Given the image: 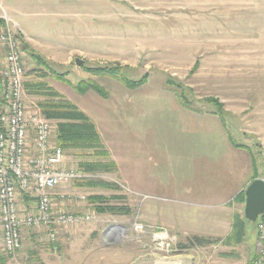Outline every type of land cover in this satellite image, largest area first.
<instances>
[{
	"label": "rangeland",
	"instance_id": "obj_1",
	"mask_svg": "<svg viewBox=\"0 0 264 264\" xmlns=\"http://www.w3.org/2000/svg\"><path fill=\"white\" fill-rule=\"evenodd\" d=\"M0 19L19 35L21 49L27 47L22 49L23 89L25 81L37 79L27 56L32 51L63 77L60 81L44 79L48 88L96 122L104 146L115 159L120 145L140 160L143 155L140 174L144 187H156L154 198H139L131 195L119 170L79 174L88 181L114 184L117 189L78 187L73 182L59 189L86 196L83 203H58L60 208L74 214L93 213L95 218L58 229L53 244L43 231L23 232L20 250L13 257L7 256L6 264H109V250L118 249L109 248L111 240L167 241L170 246L160 252L161 262H165L162 257H175L179 264H250L256 254L255 223H248L245 238L238 245L219 242L186 251L176 248L191 238L192 232L219 240L231 235L233 216L243 217L240 193L220 205L217 200L187 199L188 192L183 200H169L166 187L183 185L182 192H186L193 185V172L200 167L187 159V143L197 148L209 140L208 131L188 134L181 122L212 130L224 137L225 147L228 132L241 149L227 146L225 163L250 181L249 157L244 152L249 148L258 157L259 178L264 179V0H0ZM76 60L82 64L77 65ZM94 67H119L122 77L145 79V83L131 89L115 80L121 77H101L87 71ZM82 82L98 85L105 95L90 89L84 94L75 92L72 87ZM24 100L29 113L39 109L43 98L24 90ZM218 106H222V119L227 124L225 133ZM152 117L166 130H152L151 126L143 130L142 123L151 122L148 119ZM127 118H133L134 128L128 125L121 131L120 124ZM82 161L89 158L65 153L66 167L79 173ZM218 172L216 167L209 169L204 183L217 181ZM158 173L165 177L163 184L154 180ZM92 196L105 198L106 205L125 207L129 214L98 215L87 200ZM154 205L171 213L176 224L191 233L147 227L148 219L144 221L142 212ZM135 225L143 229L136 231ZM119 228L123 230L120 235ZM107 232L112 233L104 237ZM28 250L35 251L38 262Z\"/></svg>",
	"mask_w": 264,
	"mask_h": 264
},
{
	"label": "built area",
	"instance_id": "obj_2",
	"mask_svg": "<svg viewBox=\"0 0 264 264\" xmlns=\"http://www.w3.org/2000/svg\"><path fill=\"white\" fill-rule=\"evenodd\" d=\"M0 235L2 251L13 257L26 231L46 233L53 244L57 230L90 222L93 213L74 214L59 207L83 203L86 196L59 189L81 176L66 167L64 152L53 140L54 127L38 108L27 112L23 52L16 35L0 29ZM256 254L251 264H264V225L256 222ZM141 231V225H135Z\"/></svg>",
	"mask_w": 264,
	"mask_h": 264
},
{
	"label": "trees",
	"instance_id": "obj_3",
	"mask_svg": "<svg viewBox=\"0 0 264 264\" xmlns=\"http://www.w3.org/2000/svg\"><path fill=\"white\" fill-rule=\"evenodd\" d=\"M0 28H4V22L0 20ZM17 39L19 35H16ZM23 51L27 50L26 46H22ZM27 56L30 58L31 62L34 64V70L32 71L37 79L27 80L24 82V90L26 93L43 98L38 103L40 113L42 117L53 123L54 127V137L53 140L56 145L61 148L65 153L72 154L76 157H81L83 155L89 158V161H82L78 164L80 174H96V173H112L116 172L115 164L110 160L109 153L104 147L102 138L97 131L95 123L93 120L77 108L74 104L69 102L67 99L62 97L60 94L53 92L48 88L47 84L44 82V79L47 77H52L57 81L62 80L61 75H57L46 63V61L41 58L39 55L29 51ZM3 58V54L0 53V61ZM88 72L101 76V77H110L120 81L124 86L128 88H136L139 85L145 83V79H140L139 81L128 80L126 77L120 75L121 68L119 67H94L87 69ZM66 83V82H65ZM72 89L75 92L84 94L87 90H93L94 92L104 96V91L101 87L93 83H79V85L73 86ZM0 93H1V79H0ZM180 98L184 99V96L177 95ZM222 106H218L217 112L218 116L221 117ZM223 121V120H222ZM223 126H225L223 122ZM229 144L235 149H241L233 141L232 137L228 134ZM245 148V147H244ZM245 151L248 153L251 162V178L250 182L259 178V163L258 157L249 148H245ZM262 169V176L264 177V158ZM84 178V177H83ZM76 179L73 182V185L78 187L92 186L99 187L103 189H117V186L109 183L101 182H92L88 181V178ZM120 199V198H119ZM239 199L241 202H245L244 192L239 194ZM89 203L93 205V210L98 215L104 214H129V210L125 207H112L104 204L105 198L101 196H92L87 199ZM240 201V200H239ZM264 225V214L259 217L257 220ZM250 224V223H249ZM249 224L244 220L240 215L235 214L232 218V230L231 235L227 236L225 240L219 239H210L207 237H198L192 236L188 238L184 243H178L176 248L180 251L189 250L195 247H206L209 245H215L219 242H222L225 246L231 244H241L245 238L246 231L249 227ZM257 223L252 226L256 227ZM28 255L35 256V251L31 252L28 250ZM7 255L5 253H0V264H6ZM255 258V257H254ZM251 259V262L253 259ZM34 260L38 262L37 256L34 257Z\"/></svg>",
	"mask_w": 264,
	"mask_h": 264
},
{
	"label": "crops",
	"instance_id": "obj_4",
	"mask_svg": "<svg viewBox=\"0 0 264 264\" xmlns=\"http://www.w3.org/2000/svg\"><path fill=\"white\" fill-rule=\"evenodd\" d=\"M4 28H8L7 23H4ZM0 52L2 53L1 50ZM2 59L0 61V64L2 63ZM218 117L220 120L221 130L222 132H224L226 130L225 127L227 126V124L224 122L225 126H223L222 115L221 117L220 116ZM132 119L133 118H127L121 122L120 124L121 131L123 130V128L129 127L128 125H131V128H134L133 125L131 124ZM148 120H150L151 122L142 123L143 130L146 126H151L152 130H156V129L166 130L165 126L161 125L162 128L160 127L158 119L156 120L154 119V117H152L151 119ZM93 122L95 123L97 131L100 134L96 122L94 120ZM180 125L182 126L184 131L188 132V134H193L201 130L208 131L209 140L203 141V144H201V146H198L197 148L192 143H187L190 146L187 159L188 160L190 159V163L193 162V164H195L198 168L199 167L200 168L198 171H196V169L194 168L195 170L193 174H195L194 177L195 182L191 187L188 186V188H186L187 189L186 192H182L183 185H174V186L166 187L167 192H169L170 194V197L167 199L183 200L186 197V195L184 196V194H187L188 192L190 196H188L189 198L187 199L195 200V201L206 200V199L217 200L221 205L224 203L225 200H229L232 198L234 199L236 195H238L241 192H244L245 188L250 183V181L247 180L245 181L242 177H240L238 173L233 170L234 168L229 165V162L226 161L225 163L224 160L225 158L224 152L229 148L239 151L238 149L233 148L229 144L228 132L226 133V139L228 140L227 141L228 149H227V146L225 147L224 144V137L222 138V136L220 135L218 136L216 134L211 133L212 130L210 131V129L208 128L206 129L198 128L196 127L197 124L188 125L181 122ZM138 129H140V127ZM100 136L102 138L101 134ZM138 138L139 136L137 135V142H138ZM102 142H103V138H102ZM104 144L105 143L103 142V145ZM137 148L138 145L137 147L135 146V151L137 150ZM117 150L118 151L116 152H118L119 156L117 155L115 159L110 149H107L110 160L116 166V172L119 170L121 181L127 184V187L131 191L130 192L131 195L139 198H142L141 196L154 198L152 194L156 192L155 190L156 187L155 186L150 187V189L153 188L151 190L145 188L144 187L145 184L143 183L140 174V167L143 165L142 163L145 162L143 155H142V160H140V158L137 157V154L136 156H133V153H131L130 150L126 149V147L123 148L122 145L118 146ZM246 154L248 155L247 152ZM149 157H147V159ZM249 162H250V157H249ZM213 167H216L217 171H219L218 172L219 176L216 174L218 180L215 182H210L209 185L208 184L206 185V183H204L203 176L207 175L208 170L212 169ZM250 168H251V162H250ZM189 169L192 170V168ZM158 175H160V173H158L156 176L158 179H154V180H156L157 183L159 184H163L165 179L164 180L162 179L165 177H161ZM142 217L144 218V221L148 219L146 223L148 224L147 227L153 229V231L164 230L168 232L182 231L184 232V234L186 232L191 233L187 229L179 227L176 224L174 217L172 216L171 213L167 212V210H160L155 205L153 207L149 206L146 212H142ZM150 219L152 220V223L149 224ZM191 234L192 236L205 237V236H201L200 235L201 233L199 232L196 233L192 232ZM112 244H116V245H112ZM113 246L118 247V249L109 250V254L107 256V259H109L110 261L109 264L113 263L112 259L114 260V264H179L180 263V260L175 261V257H166V258L162 257V260H164L165 262H161L160 252L163 251L164 247L170 246L167 241L157 242L153 240L151 241L134 240V241H114L109 243V248H112Z\"/></svg>",
	"mask_w": 264,
	"mask_h": 264
},
{
	"label": "water",
	"instance_id": "obj_5",
	"mask_svg": "<svg viewBox=\"0 0 264 264\" xmlns=\"http://www.w3.org/2000/svg\"><path fill=\"white\" fill-rule=\"evenodd\" d=\"M75 63L77 65L82 64L79 60H76ZM244 196L243 218L247 223L254 224L259 217L264 214V179L258 178L251 181L244 190ZM118 231V235L123 232L122 229ZM111 233L112 232L105 233L104 237L107 235L109 236ZM111 241L114 242V240Z\"/></svg>",
	"mask_w": 264,
	"mask_h": 264
},
{
	"label": "bare ground",
	"instance_id": "obj_6",
	"mask_svg": "<svg viewBox=\"0 0 264 264\" xmlns=\"http://www.w3.org/2000/svg\"><path fill=\"white\" fill-rule=\"evenodd\" d=\"M160 236V235H159ZM165 237V236H164Z\"/></svg>",
	"mask_w": 264,
	"mask_h": 264
}]
</instances>
